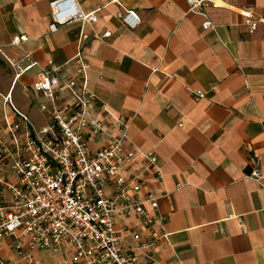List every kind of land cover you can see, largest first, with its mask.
I'll use <instances>...</instances> for the list:
<instances>
[{
  "label": "crops",
  "instance_id": "1",
  "mask_svg": "<svg viewBox=\"0 0 264 264\" xmlns=\"http://www.w3.org/2000/svg\"><path fill=\"white\" fill-rule=\"evenodd\" d=\"M76 1L84 12L98 9L97 20L70 21L49 32L50 0H0V141L11 143L6 121L20 122L11 105L35 125L47 123L39 110L43 96L32 88L38 65L71 58L84 30L90 87L130 119L126 147L153 150L161 166L162 177L142 190L159 196L167 236L153 246L151 261L140 255L137 264H264V180L262 186L250 176L253 170L264 175V23L249 32L242 14L264 20V0H212L205 9L214 30L188 12L186 0ZM120 6L139 14L136 28L116 17ZM16 33L28 40L10 45ZM25 53L38 65L16 79L5 56L24 66ZM197 89L202 97H195ZM107 141L98 134L88 147ZM140 164L137 155L124 167ZM15 179L0 144L6 203L11 198L3 182ZM106 190L110 194L112 186ZM114 227L125 252L147 240L134 212L116 216ZM15 243L0 238V264H83L72 261L68 242L59 250L24 248L29 259Z\"/></svg>",
  "mask_w": 264,
  "mask_h": 264
},
{
  "label": "built area",
  "instance_id": "2",
  "mask_svg": "<svg viewBox=\"0 0 264 264\" xmlns=\"http://www.w3.org/2000/svg\"><path fill=\"white\" fill-rule=\"evenodd\" d=\"M186 2L188 12L203 18L204 29H215L205 9L212 0ZM97 10L84 12L76 0H50L48 31L55 32L70 21L93 23ZM242 14L249 32L255 30L258 21L264 23L248 10ZM116 17L131 29L141 21L135 10L123 6ZM109 35L107 30L101 37ZM87 37L84 30L80 31L75 54L61 65L51 60L38 65L25 53L27 64L21 66L3 54L16 79L38 65L32 88L43 96L39 110L47 123L37 126L11 105L20 122H5L11 143L0 144L16 179L3 182L10 203L4 202L0 192V238L15 239L17 253L28 259L24 248L59 250L63 242H68L74 263L137 264L140 255L151 261L153 246L167 234L165 218L158 209L159 196L142 189L149 180L162 177L160 162L153 150L126 147L130 119L97 99L89 84L90 64L82 50ZM27 40L26 34L16 33L9 44L18 46ZM194 93L196 98L203 96L200 89ZM98 134H104L108 141L90 149L88 140ZM137 155L141 163L138 169L124 167ZM250 176L263 186L264 175L258 170ZM109 185L110 194L106 190ZM131 212L140 217L147 240L125 252L114 223L116 216ZM27 264H31L30 259Z\"/></svg>",
  "mask_w": 264,
  "mask_h": 264
}]
</instances>
